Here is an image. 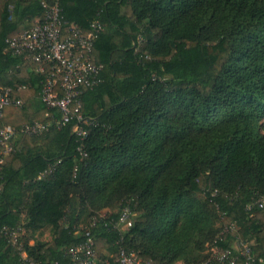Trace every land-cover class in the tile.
<instances>
[{
  "label": "trees",
  "instance_id": "1",
  "mask_svg": "<svg viewBox=\"0 0 264 264\" xmlns=\"http://www.w3.org/2000/svg\"><path fill=\"white\" fill-rule=\"evenodd\" d=\"M52 1L0 0V90L20 101L0 114L14 131L0 162V264H70L85 230L110 263L122 249L147 264H197L206 244L237 237L262 264L264 207L252 198L264 196V0H57L61 32L100 28L89 55L98 82L77 98L81 140L74 122L19 132L58 113L38 99L48 65L37 72L5 41ZM122 206L131 225L117 230ZM230 223L235 233L219 237Z\"/></svg>",
  "mask_w": 264,
  "mask_h": 264
},
{
  "label": "built area",
  "instance_id": "2",
  "mask_svg": "<svg viewBox=\"0 0 264 264\" xmlns=\"http://www.w3.org/2000/svg\"><path fill=\"white\" fill-rule=\"evenodd\" d=\"M41 6L42 18L35 21L30 29L19 36L6 40V51L11 55L26 54L39 65L37 68L39 73L42 72L41 64L48 65L49 74L44 76L38 91V99L45 109L55 110L58 118L52 119L51 124L24 125L19 132L26 136L37 135L46 130L49 125L58 128L74 122L72 132L81 140L85 137L84 126L88 123L79 112L80 106L77 98L81 88H91L98 82L100 66L92 64L89 55L92 40L100 28L96 22H93L91 30L83 34L78 27L69 24L64 32H61L65 23L59 14L57 0H53L51 4L42 3ZM9 94L7 89L0 90V114L7 106H20V101H12ZM13 135L14 131L9 127L5 126L0 129V146L2 147L0 162L1 157L10 151L9 146L4 144ZM252 205L256 208H263L264 196L255 195L252 198ZM131 217L132 213L128 207L122 206L117 218L111 221L112 227L117 230L130 227ZM235 231V224L230 223L222 228L219 237L224 232L235 233ZM1 232L3 236L10 238L13 244H19L16 230L3 228ZM84 238L81 244L71 246L66 250L70 264H147L132 254L125 253L122 249L117 251L114 263H110L107 259H99L93 251L92 239L88 230L84 231ZM204 252L205 258L197 264H250L252 261L251 244L237 237L230 248L219 249L214 240L205 245Z\"/></svg>",
  "mask_w": 264,
  "mask_h": 264
},
{
  "label": "rangeland",
  "instance_id": "3",
  "mask_svg": "<svg viewBox=\"0 0 264 264\" xmlns=\"http://www.w3.org/2000/svg\"><path fill=\"white\" fill-rule=\"evenodd\" d=\"M261 127H262V129L264 130V120L262 121ZM104 213H105L104 211L101 212V214H104ZM105 214H106V213H105ZM44 238H45V239H44ZM41 239L47 240L48 237H47V235L45 234L43 237H41Z\"/></svg>",
  "mask_w": 264,
  "mask_h": 264
},
{
  "label": "crops",
  "instance_id": "4",
  "mask_svg": "<svg viewBox=\"0 0 264 264\" xmlns=\"http://www.w3.org/2000/svg\"><path fill=\"white\" fill-rule=\"evenodd\" d=\"M45 234H46L47 237H48V233H47V231H44V232H43L42 237H43ZM44 239H45V238H44ZM44 239H43V240H44Z\"/></svg>",
  "mask_w": 264,
  "mask_h": 264
}]
</instances>
